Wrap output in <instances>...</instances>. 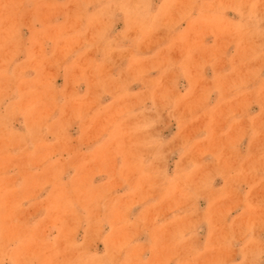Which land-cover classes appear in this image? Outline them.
Here are the masks:
<instances>
[{
  "label": "rangeland",
  "instance_id": "1",
  "mask_svg": "<svg viewBox=\"0 0 264 264\" xmlns=\"http://www.w3.org/2000/svg\"><path fill=\"white\" fill-rule=\"evenodd\" d=\"M0 264H264V0H0Z\"/></svg>",
  "mask_w": 264,
  "mask_h": 264
}]
</instances>
